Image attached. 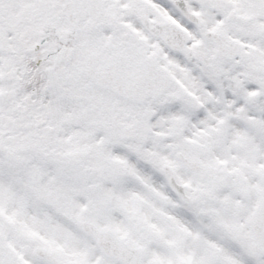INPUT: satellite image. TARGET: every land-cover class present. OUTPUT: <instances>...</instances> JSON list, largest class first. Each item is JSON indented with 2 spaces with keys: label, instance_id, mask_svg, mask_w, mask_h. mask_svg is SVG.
<instances>
[{
  "label": "snow or ice",
  "instance_id": "obj_1",
  "mask_svg": "<svg viewBox=\"0 0 264 264\" xmlns=\"http://www.w3.org/2000/svg\"><path fill=\"white\" fill-rule=\"evenodd\" d=\"M0 264H264V0H0Z\"/></svg>",
  "mask_w": 264,
  "mask_h": 264
}]
</instances>
